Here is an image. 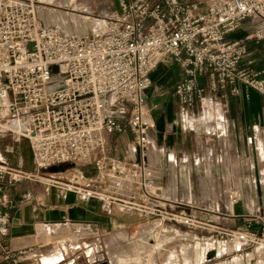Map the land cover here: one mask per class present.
I'll list each match as a JSON object with an SVG mask.
<instances>
[{"label":"built area","instance_id":"2783aa9c","mask_svg":"<svg viewBox=\"0 0 264 264\" xmlns=\"http://www.w3.org/2000/svg\"><path fill=\"white\" fill-rule=\"evenodd\" d=\"M68 2L0 0V136L28 141L33 165H9L0 152V234L10 222L3 191L24 180L42 182L46 194L60 199L74 193L101 201L110 215L122 205L163 223L207 228L194 210L176 211L174 202L152 191L147 92L164 64L181 74L175 94L187 117L193 105L205 108L210 94L221 91L255 90L264 106V73L243 62L252 43H264V0H118L102 32L85 36L48 20L51 9L71 7ZM246 24L247 34L235 37ZM106 132L133 136L130 157L108 153ZM63 165L68 168L59 170ZM87 167L97 175H87ZM229 198L238 203L241 194ZM245 221V229L219 232L234 245L232 253L264 243L251 229L261 224L264 233L263 217Z\"/></svg>","mask_w":264,"mask_h":264},{"label":"crops","instance_id":"0c3cea01","mask_svg":"<svg viewBox=\"0 0 264 264\" xmlns=\"http://www.w3.org/2000/svg\"><path fill=\"white\" fill-rule=\"evenodd\" d=\"M204 1L199 0L201 3ZM76 5L78 7V0ZM247 25L249 26L246 24L244 27ZM244 27L234 36H245L250 27L248 30ZM243 62L248 68L264 73V43H252L249 55ZM152 79L153 86L147 92L144 118L153 125L149 132L148 164L155 176V188L159 190L156 193L161 198L174 202L173 208L176 211L187 212L192 209L198 215L201 210L200 218L207 224V229L212 228L218 235L220 231L245 229V219L251 215H261L264 219L262 95L255 90L246 89L238 95H231L228 91H221L218 96L210 94V98L218 99L223 104V111L227 116V142L222 145L219 142L215 157L214 153L210 154L208 151L211 142L199 139L188 126L187 116L181 111L180 101L175 94V87L181 79L179 70L161 64L153 72ZM207 115L211 119V115ZM222 118L225 120L218 113V119ZM206 121L211 129L207 116ZM249 136H254L252 144L247 142ZM105 137L111 156L130 157L128 146L133 139L130 133L106 132ZM22 144L14 135L0 136L1 155L9 165L32 169L31 153H24L25 145ZM6 145H13L15 153H6ZM89 169L87 167L85 171ZM93 169L95 172L87 175L96 176L97 170ZM194 173H204L201 185L196 186L192 181ZM236 190L241 194V200L232 203L229 196ZM3 195L9 202L5 211L10 215V222L6 233L0 234V264H42L37 250L59 236L56 232L50 233V229L55 230L63 225H83L90 227L96 235H104L115 230L131 231L133 226L153 218L142 216L122 205H116L110 215L106 213L103 202L78 199L74 193H69L66 199H60L54 191L46 194L44 184L39 181L24 180L13 186H6ZM159 225L158 223L157 226ZM147 228L140 232V236L145 234ZM251 229L264 240L261 224L255 223ZM176 230L181 231L175 229V232ZM209 239L215 241V258L224 249L214 238ZM164 240L166 239L157 240V245ZM229 250L234 251V247ZM238 255L240 256H234L231 261L223 264H231L235 257L239 264L250 260L253 264H264V248L263 251L260 250V245L245 249ZM65 256L69 257L67 253L62 256L59 250L51 251L44 254L43 264L46 260H50L49 264H59ZM122 261V264H126L129 259L127 262L124 259ZM111 262L114 264L115 260Z\"/></svg>","mask_w":264,"mask_h":264},{"label":"rangeland","instance_id":"374dc122","mask_svg":"<svg viewBox=\"0 0 264 264\" xmlns=\"http://www.w3.org/2000/svg\"><path fill=\"white\" fill-rule=\"evenodd\" d=\"M45 1L53 2L54 0ZM191 1L199 2V0ZM63 2L65 1H60L61 4ZM66 2L68 3V1ZM78 2V7L76 5V0H72V3L74 4L70 5L71 7L75 6L77 10H72L71 7L60 10L69 12V14L76 13L85 15L87 16L86 19L94 21L93 24L98 22L102 25H104V16L114 13L118 4V0H78ZM244 28L248 30L249 26L247 25ZM223 110V104L218 99H208L205 108H202L198 103L193 105L192 111H190V114L187 117L188 120H199L207 113L211 115V119L210 116L207 115V118L211 122V129H208V134H200L192 128L191 130L199 137V139H208L211 142L208 151L210 154L214 153L215 157H217L216 150L219 142L221 141V145L224 144V142H227V116ZM218 113H221L225 120H219ZM220 121L221 123H219ZM200 122L202 123L201 128L197 130H201L204 126H208L206 118L203 119V121L200 120ZM6 135H9L10 137L12 134L7 133ZM224 139L225 141H223ZM20 142L25 145L23 147V152L27 154V152L30 151L28 141L21 140ZM67 168V165L58 167L59 170H66ZM94 172L95 170L93 167H90L87 172L85 171L86 174ZM203 174L204 173H194L192 181L195 182L196 186L202 184ZM152 191L156 193L155 187L152 188ZM200 212L201 210L198 211L199 217L201 214ZM158 223L160 224L159 226H157ZM145 227H148L145 230V234L140 236V232L144 230ZM165 228L169 230V233ZM175 229H180L182 232L176 230V233ZM55 232L58 233L59 236L37 250L39 261L42 264L44 254L54 250H59L62 253V256H64L65 253L69 255V257L65 256V259H61L59 264H112L111 260H113L114 257L116 262H119V260H116L118 258L121 259V262H123V259H129V262L126 261V264H209L210 262L211 264H222L231 261L234 256H240L236 252L232 253L229 249H233L234 245L228 241L224 242L223 238L219 237L220 235H218V233L212 228L210 230L201 226L198 228H189L181 223H163L154 218L146 219L139 225L133 226L131 231L128 232H125L124 230H115L109 231L104 235H96L90 227L83 225H63L55 230L50 229V233L53 234ZM209 238H214L224 251L211 261L197 262L198 246L196 243L205 241L215 243L213 239ZM160 239L166 240L157 245V240ZM154 244H156L155 247ZM263 248L264 243H261L260 250L263 251ZM236 258L237 257L234 258L231 264H239Z\"/></svg>","mask_w":264,"mask_h":264},{"label":"bare ground","instance_id":"6f19581e","mask_svg":"<svg viewBox=\"0 0 264 264\" xmlns=\"http://www.w3.org/2000/svg\"><path fill=\"white\" fill-rule=\"evenodd\" d=\"M60 1H63V0H60ZM60 1L54 0L53 2H56L57 4L58 3L61 4ZM64 1L66 2L68 0H64ZM47 2H52V1H47ZM65 2H63L62 4H64ZM86 17L87 16L82 15V14H76V13L69 14V12H66L60 9H55V8L51 9L50 14L48 15L49 21L51 23L57 24L65 31L76 33L79 36L94 35V34H98L102 32L105 26L104 20H103L104 25L98 22H95L93 24L94 21L86 19ZM206 116L207 114L199 120H189L188 126L194 129L195 131L199 132L200 134H203V135L208 134V129H209L208 126H204L201 130H197L201 128L202 123L200 122V120L203 121V119L206 118ZM221 120H223V118ZM12 122L10 123L17 128L20 127L19 129L25 128V125H23V123L19 120H14ZM219 123H221V121ZM155 189H156V192L159 191L157 188ZM196 245L198 246L197 262L211 261L212 259H214L213 251L215 252L216 248L213 242L205 241V242L196 243ZM124 250L126 251L125 248ZM113 260H115V258H113ZM116 260H119V262L115 261L114 264H122V262L120 261L121 259L118 258ZM49 263H50V260L45 261V264H49ZM209 264H211V262Z\"/></svg>","mask_w":264,"mask_h":264}]
</instances>
